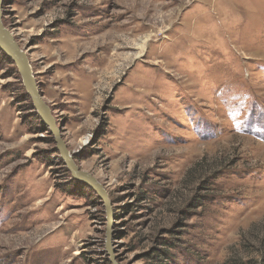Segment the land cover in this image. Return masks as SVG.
I'll list each match as a JSON object with an SVG mask.
<instances>
[{
  "label": "rangeland",
  "instance_id": "1",
  "mask_svg": "<svg viewBox=\"0 0 264 264\" xmlns=\"http://www.w3.org/2000/svg\"><path fill=\"white\" fill-rule=\"evenodd\" d=\"M2 8L119 264H264V0ZM27 96L1 51L0 264H113Z\"/></svg>",
  "mask_w": 264,
  "mask_h": 264
},
{
  "label": "water",
  "instance_id": "2",
  "mask_svg": "<svg viewBox=\"0 0 264 264\" xmlns=\"http://www.w3.org/2000/svg\"><path fill=\"white\" fill-rule=\"evenodd\" d=\"M2 6L3 0H0V50L5 53V55H7V57H9L17 66L27 93L32 99L36 113L41 118L44 125H46L49 132L54 136L56 147L73 178L91 187L103 201L108 218V251L110 252L112 263L119 264L115 258L111 245L115 217L110 195L107 189L100 182H98L93 175L82 171L74 162L73 155L62 138V132L53 115V110L46 103L42 93L40 92L27 53L21 48L13 33L6 28L3 23L4 12Z\"/></svg>",
  "mask_w": 264,
  "mask_h": 264
},
{
  "label": "trees",
  "instance_id": "3",
  "mask_svg": "<svg viewBox=\"0 0 264 264\" xmlns=\"http://www.w3.org/2000/svg\"><path fill=\"white\" fill-rule=\"evenodd\" d=\"M0 52H1V51H0ZM5 58H6V57H5ZM26 98H27L26 100H30V97H29V96H27Z\"/></svg>",
  "mask_w": 264,
  "mask_h": 264
}]
</instances>
